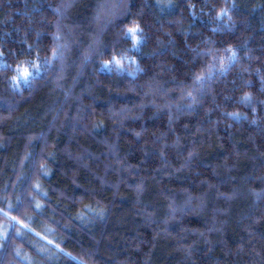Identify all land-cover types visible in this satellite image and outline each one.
Instances as JSON below:
<instances>
[{"label":"trees","instance_id":"16d2710c","mask_svg":"<svg viewBox=\"0 0 264 264\" xmlns=\"http://www.w3.org/2000/svg\"><path fill=\"white\" fill-rule=\"evenodd\" d=\"M0 264H264V0H0Z\"/></svg>","mask_w":264,"mask_h":264},{"label":"snow or ice","instance_id":"6c2138e0","mask_svg":"<svg viewBox=\"0 0 264 264\" xmlns=\"http://www.w3.org/2000/svg\"><path fill=\"white\" fill-rule=\"evenodd\" d=\"M136 32H137V29H130V33L133 35V37H135ZM120 63H121V62H120L119 60L116 61V64H117L118 66L120 65ZM29 75H31V73H28L27 71H25V72L23 73V76H24L25 79H27V77H28Z\"/></svg>","mask_w":264,"mask_h":264}]
</instances>
